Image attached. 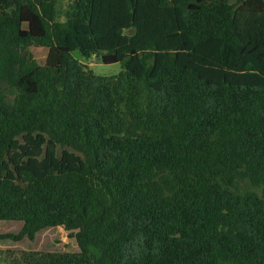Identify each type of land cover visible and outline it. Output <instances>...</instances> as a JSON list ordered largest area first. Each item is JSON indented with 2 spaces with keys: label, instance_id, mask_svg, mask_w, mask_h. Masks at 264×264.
<instances>
[{
  "label": "trees",
  "instance_id": "trees-1",
  "mask_svg": "<svg viewBox=\"0 0 264 264\" xmlns=\"http://www.w3.org/2000/svg\"><path fill=\"white\" fill-rule=\"evenodd\" d=\"M0 221L78 243L25 264H264V0H0Z\"/></svg>",
  "mask_w": 264,
  "mask_h": 264
},
{
  "label": "rangeland",
  "instance_id": "rangeland-1",
  "mask_svg": "<svg viewBox=\"0 0 264 264\" xmlns=\"http://www.w3.org/2000/svg\"><path fill=\"white\" fill-rule=\"evenodd\" d=\"M65 4V3H64ZM48 49L36 46H25L23 55L34 59L39 65H45L48 57ZM77 59L88 67V71L98 76L120 77L123 74L122 64L104 65L101 61H91L81 58L80 53L74 54ZM13 95L14 92L8 91ZM23 223L16 221H0V235H18L22 230ZM79 247L71 232L64 227L49 228L39 232L35 238H25L21 241L0 239V264H25L24 257L29 253L67 254L78 253Z\"/></svg>",
  "mask_w": 264,
  "mask_h": 264
}]
</instances>
